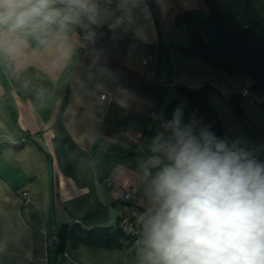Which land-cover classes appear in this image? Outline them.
Returning a JSON list of instances; mask_svg holds the SVG:
<instances>
[{
  "label": "crops",
  "instance_id": "obj_1",
  "mask_svg": "<svg viewBox=\"0 0 264 264\" xmlns=\"http://www.w3.org/2000/svg\"><path fill=\"white\" fill-rule=\"evenodd\" d=\"M185 10L207 11V5L204 0H99L92 20L78 17L74 28L53 25L44 42L29 35L21 37L26 43L16 52L0 51V264H140L138 245L127 237L113 248L76 244L68 237L64 251H58L46 242L61 236L62 228L68 234L73 225L119 229L122 202L106 186L107 176L139 191L147 211L152 207L146 189L149 174L158 171L151 164L154 142L172 135L173 120L163 112L178 97L177 84L210 82L218 89L210 93L217 108L214 96L223 93L221 85L199 77L201 60L178 49L190 43L188 26L175 23ZM147 56L151 60L144 64ZM184 63L198 69L196 78L181 79ZM104 92L112 100L100 104L96 97ZM232 93H226L228 103ZM255 93L262 107L264 91ZM259 107L245 117L264 125ZM61 114L64 130L57 131ZM222 123L217 141L248 153L264 150L240 148ZM180 128L198 137L207 132L184 123ZM130 129L143 131L140 146L126 137ZM24 190L28 199L21 197ZM67 251L72 259L65 257Z\"/></svg>",
  "mask_w": 264,
  "mask_h": 264
},
{
  "label": "clouds",
  "instance_id": "obj_2",
  "mask_svg": "<svg viewBox=\"0 0 264 264\" xmlns=\"http://www.w3.org/2000/svg\"><path fill=\"white\" fill-rule=\"evenodd\" d=\"M57 3L64 5L57 8ZM99 0H0V51L12 54L53 25L93 19ZM94 22V20H93ZM154 142L140 264H264V163L209 132L180 128Z\"/></svg>",
  "mask_w": 264,
  "mask_h": 264
},
{
  "label": "trees",
  "instance_id": "obj_3",
  "mask_svg": "<svg viewBox=\"0 0 264 264\" xmlns=\"http://www.w3.org/2000/svg\"><path fill=\"white\" fill-rule=\"evenodd\" d=\"M204 1L207 11L185 10L176 16L175 23L188 26L190 37L189 45L178 46L179 51L187 57L199 59L231 74L246 75L253 80L252 90L263 92L264 0ZM56 7L63 8L64 5L57 3ZM64 27L75 26L71 22ZM176 88L178 97L165 108L163 112L165 119L174 120L179 112L180 123L204 128L215 138L221 136L224 133V125L218 109L210 98V93L218 89L210 82L196 87L179 83ZM228 101L237 115L245 119L241 92L232 93ZM261 105L264 110V100ZM55 129L64 130L62 114L55 124ZM249 153L252 158L264 163V150ZM68 237L76 244L86 243L113 248L121 245V237L127 236L120 228L115 231L100 227L86 230L73 225L68 234L65 228H62L57 244L58 251H64ZM142 247L137 246L136 257H139L137 249Z\"/></svg>",
  "mask_w": 264,
  "mask_h": 264
},
{
  "label": "rangeland",
  "instance_id": "obj_4",
  "mask_svg": "<svg viewBox=\"0 0 264 264\" xmlns=\"http://www.w3.org/2000/svg\"><path fill=\"white\" fill-rule=\"evenodd\" d=\"M197 62H200L199 64L203 66L200 68L199 73L197 68L195 69L193 65H189L190 63L182 64L181 79H183V77L196 78L197 76L196 74L198 73L199 77L201 76L207 77L206 78L207 80L205 81H208L210 79H212L213 81H218V83L221 85V91L223 93L219 94V97L214 96L215 99L214 101L217 105V108L220 111V115L222 120L224 121L227 135L229 136V138L235 141V144H237L240 148L247 147L249 150L250 149L255 150L258 148L264 149V125H261L263 123V122L261 123L262 120H260V124H259L258 120L254 118L246 119L245 117V119H241L237 115L235 110L232 109L233 107L230 106V104L226 101V97H225L229 89L232 90L233 93H236L240 91L242 92L244 88H248V92L250 94L248 93L246 96L243 93H241V97H242L241 104L243 106V112L244 114L249 116L252 114L253 111L255 112L256 115L257 114L256 109H258V107L260 106L258 103V99L260 96L256 95L255 91H253L251 88L252 79L242 74H231L223 69L216 68L201 61H197ZM198 83L202 84L203 82H198ZM251 99L255 100V103H252ZM252 104L256 106V109L253 108ZM259 108L262 110L263 112L262 114L264 116V111L262 107L260 106ZM72 256L73 254L71 253V251H67L65 257L72 259Z\"/></svg>",
  "mask_w": 264,
  "mask_h": 264
},
{
  "label": "built area",
  "instance_id": "obj_5",
  "mask_svg": "<svg viewBox=\"0 0 264 264\" xmlns=\"http://www.w3.org/2000/svg\"><path fill=\"white\" fill-rule=\"evenodd\" d=\"M151 60V56L143 59V63L147 64ZM244 95L248 94V90L242 91ZM112 100L111 93H100L96 97V101L100 104L109 103ZM144 133L139 129H130L126 132V137L135 146H140L143 141ZM105 184L111 192H115L118 200L122 202V207L118 213L117 224L124 234L135 244L143 245L144 233L143 225L147 219L148 211L143 204V196L139 191L131 186H123L110 176L105 177ZM22 199L29 198V192L24 190L21 192ZM59 236L54 234L46 242L47 247L57 246ZM67 252H65V255Z\"/></svg>",
  "mask_w": 264,
  "mask_h": 264
}]
</instances>
